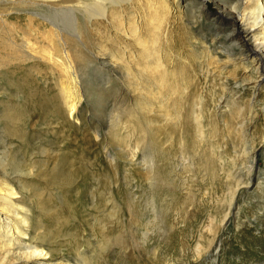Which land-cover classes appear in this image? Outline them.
Returning <instances> with one entry per match:
<instances>
[{
  "label": "rangeland",
  "instance_id": "obj_1",
  "mask_svg": "<svg viewBox=\"0 0 264 264\" xmlns=\"http://www.w3.org/2000/svg\"><path fill=\"white\" fill-rule=\"evenodd\" d=\"M65 1L0 2V190H14L32 237L52 257L86 264H264V88L213 63L227 50L210 37L231 21L211 26L191 1L172 8L159 76L141 70L133 40L77 18L83 46L65 35L70 48L111 76L94 109L106 77L84 67L85 83L66 78L54 28L31 16ZM157 1L140 0L139 20ZM74 21L58 19L69 30ZM111 47L131 57L127 77L102 65Z\"/></svg>",
  "mask_w": 264,
  "mask_h": 264
},
{
  "label": "bare ground",
  "instance_id": "obj_2",
  "mask_svg": "<svg viewBox=\"0 0 264 264\" xmlns=\"http://www.w3.org/2000/svg\"><path fill=\"white\" fill-rule=\"evenodd\" d=\"M2 1L4 0H0V2ZM190 1L199 4L200 19L210 22L211 26L226 27L227 20L231 21L229 29L225 31L227 32L225 35H223L225 32H215L210 37L213 42L217 36L221 35L222 37L220 36L219 38L225 40L223 48L226 49L222 48L220 52L225 54L227 50L225 61L222 55L218 54L217 57L215 56L217 60L214 59L213 63L221 65L224 70L230 65L238 66L245 74H249L255 90L264 88V0H204L202 4L199 3V0H159V2L157 1V8H153V4L147 6V12L142 18L143 22L141 19V21L139 20L138 15L135 13L141 8L140 0L136 2L133 0H66L64 4L61 3L59 5L49 6L44 4L42 6H32L34 10L36 9L35 11H40L42 15L31 13V16H38L46 20L54 28L57 46L64 54V61L66 60V69L64 68V73H66V76H64L66 78H69L75 84L85 83L89 79H87V71L85 72L86 67V69L93 68V70L100 71L98 74L95 73L96 77L102 79L106 77L104 78L106 79L104 83L94 89L95 92L97 91V98L93 103V108L95 109L101 106L104 93L110 90L105 85L110 83L111 76L109 73L106 74L97 63L91 62L92 60H84L87 64L85 66L82 64L81 66V60L84 59L80 57L82 54L80 55L77 51L79 54L77 55L76 50L70 48L71 45H69L70 43H68L69 41H67L65 35L75 38L77 47L83 46L80 34L81 26L84 25H81L83 23L80 24L77 20L80 18V20L86 21L89 25L94 20L99 28L104 27L108 29L107 31H113L115 37L111 36L112 38L133 40L139 48V55L134 54V58L139 57L144 62L141 70L150 73V75L161 76L166 72V59L164 54H162L163 48H161V45L168 40L170 28V22L167 19L168 15L172 8L183 6ZM207 3L214 5L218 13L210 14L207 12L205 9ZM125 4L129 8L124 10ZM64 18L76 20L71 30L64 27V24L59 25L58 19ZM125 23L128 26L126 28L128 32L125 31ZM29 24H31V21H29ZM142 24L150 27V35L145 39L141 36ZM103 32H96V34L103 37L101 34ZM111 37L108 36L106 41H111ZM116 40L113 39L112 41ZM74 47L78 49L76 46ZM204 48L208 50L211 46ZM26 49L25 51H27ZM121 50L118 53L116 48H109L110 56L106 55L108 60L100 62L102 65L107 66L112 73L117 74V69H121L126 73L127 77V70H131L133 64L131 60H128L131 57H127L126 48ZM20 53L27 60L35 59L22 51ZM208 56L211 57L209 53ZM125 57L127 61L124 59ZM159 78L161 81L163 80L162 77ZM102 79L101 81L103 82L104 79ZM65 93L64 97L67 102L70 97L67 92ZM253 96H255V92ZM253 102L252 99L250 105ZM66 106L72 117L75 114L76 105L68 102ZM263 110L264 107L262 112ZM93 115L95 116V114ZM249 184L250 182L246 185L248 186ZM15 199V192L12 188H6L5 191L0 190V264H10L12 262H23L24 264H86L85 261L70 262L59 256L52 257L48 253L47 248L41 242H38L34 236L32 237L28 214L22 207L17 206ZM213 237L215 240V235Z\"/></svg>",
  "mask_w": 264,
  "mask_h": 264
}]
</instances>
